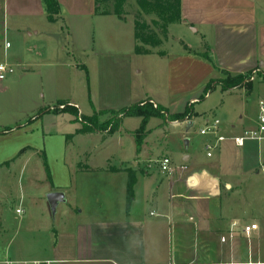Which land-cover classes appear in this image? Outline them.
<instances>
[{
    "label": "crops",
    "instance_id": "1",
    "mask_svg": "<svg viewBox=\"0 0 264 264\" xmlns=\"http://www.w3.org/2000/svg\"><path fill=\"white\" fill-rule=\"evenodd\" d=\"M56 1L59 12L54 20H49L43 0H0V63L18 71L11 80L0 81V126L3 95L19 85L35 105L29 118L35 123V133L42 137L43 145L42 149L34 145L25 147L11 163L39 157L44 169L49 166L50 170L49 178L45 170L48 187L44 193L60 191L64 195L55 208L57 213L63 204L59 224L45 229L43 255L12 258L9 243L3 241L5 232L0 231V263L10 259L44 264H264V210L259 208L264 203V193H260L264 190V179L256 185L258 180L252 174L241 178L240 171L230 173L221 160L208 159L213 156L212 148L229 152L232 147L240 155V147L231 140L241 135L235 125L229 130L220 123L219 131L226 137L221 142L216 143L209 134L204 143L205 161L194 160L188 166L185 162L191 154L182 155L179 161L165 154L163 157L170 158L173 171H160L157 161L160 176L156 177L154 165L137 168V162L132 167L126 160L119 165L93 168L76 155L74 164H69V143L86 136L100 139L115 134L128 117L120 118L114 131L109 132L106 126L81 132L80 123L73 121L71 114L49 110L64 102L77 107L83 116H91L100 110H117L149 101L154 106H163L170 114L187 108L183 120L152 118L171 126H191L195 119H201L204 125L217 119L212 117L223 108V103H216L208 113L196 112L193 106L196 90H202V98L218 86L221 97L234 98V93L240 91L243 96L248 91L264 101V0H180L179 22L206 44H200L198 51L183 42L180 51H171V45L162 55L150 50L135 52L138 43L133 21L129 37L122 36L123 33L109 35L102 47L99 33L102 17L111 18L114 24L126 22V17L103 12L95 0ZM72 44L77 48V57L70 51ZM136 54L166 60V94L173 99L178 96L187 99L183 110L171 111L173 102H160L151 87H146L143 93H134L128 74L138 67L133 66L132 56ZM225 72L231 76L254 74L250 90L245 85L221 89L215 81ZM122 73L125 78H118V83L117 75ZM116 105L121 106L113 108ZM134 118L139 126L140 117ZM257 120L242 131L254 128ZM138 126L126 133L132 143L128 159L140 156V161L150 153L151 129L147 130L146 125L138 152L133 136ZM18 127L9 128L7 133H16ZM256 149L260 156L264 144L258 143ZM208 151L210 156L206 154ZM81 155L85 157L87 152ZM262 162L255 167V175L261 174L258 168ZM180 165L185 169L180 170ZM129 173L135 180L132 198L127 203ZM191 175L196 179L192 186L187 183ZM89 178H94L93 185L97 187L92 189L93 194L86 195ZM240 186L244 189L253 186L257 190L241 193ZM251 223L257 228L246 235L243 227Z\"/></svg>",
    "mask_w": 264,
    "mask_h": 264
},
{
    "label": "rangeland",
    "instance_id": "2",
    "mask_svg": "<svg viewBox=\"0 0 264 264\" xmlns=\"http://www.w3.org/2000/svg\"><path fill=\"white\" fill-rule=\"evenodd\" d=\"M172 4H174V0H172ZM98 5L103 12L125 16L127 19L126 22L114 24L111 18L102 17L99 25L102 47L103 45L105 46L104 41L109 35L119 36L123 33L122 36L129 37V25L132 24V21L134 23L136 20L139 25L143 23L147 25L143 24L141 28L136 29L137 35H149L152 31L155 34L154 39L159 41L155 47L137 41L140 48L165 53L168 47L172 45L171 51L177 52L180 51L184 42L190 43L193 45L194 50L198 49L200 51L201 48L199 47L206 44L199 38L198 34L193 33L185 25H182L181 22H166L162 18L161 13L162 7L168 5L167 2H162V0L161 2L154 0H98ZM171 9H174V7H171ZM71 50L74 51L75 57H77L78 51L74 44L71 45ZM105 50L106 48H102V51ZM132 57L133 66L135 65L136 67L138 65L133 71L129 70L130 73L128 74L129 81L134 86V93H143L146 87H151L156 96L160 98V102L163 101V104L173 102V105L170 107L171 111L183 110L187 99H184L182 96L173 99L169 98L166 94V60L159 56L145 57L137 54ZM136 62L140 63L135 64ZM17 73V68H13V72L1 81H9ZM118 78H125L124 73L117 75L119 83L120 80ZM221 78L223 76L216 79L215 82H219ZM220 93L221 90L216 86L207 97L202 96L200 98L202 90H196L193 93L196 97V102L193 105L194 110L199 113L203 111L208 113L209 108L216 103H223V108L218 109L215 117H212L219 119L221 127L226 126L230 130L231 125H235V130L238 131L240 129L239 134H242L244 126L254 125L259 115V99L255 93L251 94L246 91L243 96H240L239 91L234 93V98L221 97ZM31 102L33 103V100L28 98L27 91L20 89L19 85L18 88L15 86V89L4 93L1 116L3 124L0 126V220L3 223V225H0V231L1 233L5 232L3 241L9 243L10 256L12 258L24 259L38 258L43 255L44 251L41 246H45L47 240L45 238V229L59 224L63 207V204H60L57 213L54 212V214L50 209L47 195L44 193L46 187H48V182L46 180L45 169L39 157H33L25 163H17V161H14V164L11 163L14 160V156L29 145L39 146L40 149L43 148L42 137L38 133H35V123L31 122L29 118V114H33L35 110V105ZM57 104L51 106L49 110L53 111L56 109L55 106ZM120 106L116 105L113 108ZM86 111L88 112L89 109L86 108ZM81 115L78 111L77 120ZM110 117L108 113L97 115L98 123L103 125L102 129L107 128L105 123ZM189 118L191 116H188ZM25 124L27 125L24 126ZM17 126H19V129L16 133H7L2 130L3 128L5 130ZM137 126L136 119L128 117L124 119L123 125L118 130L123 134L122 136L119 135V132H116L115 134L101 136V140L95 136H86L73 140L69 143V164L71 166L74 164V157L76 155L81 156L82 162H86L93 168L103 167L104 164L119 165L120 161L126 160L127 164L132 167H136L135 164L137 162V168L142 167L143 164L154 165L153 167L156 168L152 167L154 170L153 175L157 177L160 176L157 169V161L165 154L171 156L174 161H179L182 155L191 154L189 161L185 162L188 166L194 160L202 162L207 159L204 143L210 135L199 133V130L204 127L201 119H195L191 126L186 124L171 126L164 123L163 120L151 118L147 123V130L151 129V133L148 136L150 140L148 145L150 146V153L146 154V157L140 161V156H137L134 160H130L128 158L132 143H130V138L126 132L127 130L135 129ZM133 136L135 137V135ZM258 143L264 144V141L246 140L244 146L240 147L239 156L236 152L237 149L232 147L229 152L212 148L211 153L213 156L208 159L221 160L222 164L225 167L227 166L230 173L240 171L241 178H246L252 174L253 179L258 180L256 185H259L263 181L264 176L262 174L255 175L254 169L257 167L259 161L264 160V151H260V156L258 155L256 149ZM140 147L141 145H139L138 152H140ZM81 152H87V155L83 157ZM47 167L50 172L49 166ZM89 181L86 195L93 194L92 189L97 187L93 185L94 178H89ZM254 188L257 190L253 186H246L245 189L240 186V192L253 193ZM221 189L222 193L226 192L223 184L221 185ZM260 193H264V190H261ZM259 208L260 210H264V203H260ZM16 209L18 212H16ZM2 229L6 231H2Z\"/></svg>",
    "mask_w": 264,
    "mask_h": 264
},
{
    "label": "trees",
    "instance_id": "3",
    "mask_svg": "<svg viewBox=\"0 0 264 264\" xmlns=\"http://www.w3.org/2000/svg\"><path fill=\"white\" fill-rule=\"evenodd\" d=\"M161 2V0H154ZM45 7H46V12H47V17L49 20H54V16L58 14L59 12V6L56 0H43ZM162 2H167L168 6L162 7V13L161 15L163 16L162 18L166 22H173V21H181V15H180V0H174V4H172V0H162ZM95 3L98 4V0H95ZM171 7H174V9H171ZM169 10V11H168ZM165 11V12H164ZM119 16V15H118ZM145 26H147L145 23H143ZM143 24L139 25L137 20L134 22V35L135 39L137 41H140L143 44L150 45L151 47L157 46L159 43L158 40L154 39V33L149 35H137L136 29H139L143 26ZM135 52L136 53H149L150 51L145 48H140L138 45L135 47ZM162 55V53H160ZM260 74V73H257ZM251 76V72H248L246 74H240V75H235L231 76L229 73H223V78L219 80L221 89L227 90L230 88L238 87L241 85H245L247 90H250L251 88V81L249 80V77ZM210 86V83L206 86V90ZM64 103V102H60ZM67 112L71 114L74 117L73 121L78 122L76 116L78 112V108L75 106H65L63 109H54L53 112ZM108 113L110 114V119L105 123L107 127H109V132L114 131L118 124L119 120L122 117H140V124L138 128L135 130V139L137 143V147L139 148V145L141 144L142 137L144 132L146 131V125L149 121L150 118L152 117H158V118H163L164 116L167 117L170 120H183L185 116L188 114V109L186 108L183 112L180 113H174L170 114L168 113L167 109L164 108L163 106L157 104L153 105L149 101H144L140 103H135L132 104L128 107H122L117 110H100L96 113H94L91 116H83L81 115L82 122L80 123V129L79 131L81 132H87V131H92L95 130L98 127H103L102 124L98 123L97 120V115L98 114H105ZM10 129H5V132H8ZM47 176L49 178V171L48 168L45 167ZM134 175L132 173L128 174V180H127V187H126V194H127V203L132 198V187L134 183Z\"/></svg>",
    "mask_w": 264,
    "mask_h": 264
},
{
    "label": "built area",
    "instance_id": "4",
    "mask_svg": "<svg viewBox=\"0 0 264 264\" xmlns=\"http://www.w3.org/2000/svg\"><path fill=\"white\" fill-rule=\"evenodd\" d=\"M6 46L8 44L6 43ZM13 72V67L6 63H0V81L3 80L8 74ZM254 74H252L249 77V80H253ZM71 105L70 103H58L55 108L56 109H63L65 106ZM74 106V105H71ZM258 109H259V116H258V123L254 128L245 129L241 135L233 136L231 137V140L233 143L241 147L244 145V142L246 140H262L264 139V101H259L258 103ZM79 122H82V118L78 117ZM220 122L217 119H213L211 121H207L203 128L199 130V133L204 134H211L215 138L216 143L221 142L226 139V137L220 133L219 131ZM206 149H210L209 146L206 147ZM208 156H210V152L208 151L206 153ZM158 166L160 171L164 173H171L173 171V168L171 166V160L169 157H162L158 160ZM180 170H184L185 166L180 165ZM258 171L264 175V162L259 164ZM18 212V210H16ZM257 228V225L254 223L247 224L243 227V232L246 235H249L250 231H253ZM0 264H44L40 261H22L17 262L10 259H6L2 261Z\"/></svg>",
    "mask_w": 264,
    "mask_h": 264
},
{
    "label": "water",
    "instance_id": "5",
    "mask_svg": "<svg viewBox=\"0 0 264 264\" xmlns=\"http://www.w3.org/2000/svg\"><path fill=\"white\" fill-rule=\"evenodd\" d=\"M187 183L190 186H192L196 183V179H195L194 175H191L187 179ZM46 195H47V201L49 203L50 209H51L52 213L54 214L57 203L64 200V195L60 191H53V192L47 193Z\"/></svg>",
    "mask_w": 264,
    "mask_h": 264
}]
</instances>
